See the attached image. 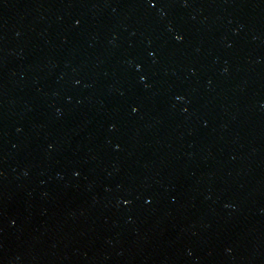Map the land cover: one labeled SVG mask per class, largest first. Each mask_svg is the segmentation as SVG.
<instances>
[{
  "label": "water",
  "instance_id": "obj_1",
  "mask_svg": "<svg viewBox=\"0 0 264 264\" xmlns=\"http://www.w3.org/2000/svg\"><path fill=\"white\" fill-rule=\"evenodd\" d=\"M0 264H264V0H0Z\"/></svg>",
  "mask_w": 264,
  "mask_h": 264
},
{
  "label": "snow or ice",
  "instance_id": "obj_2",
  "mask_svg": "<svg viewBox=\"0 0 264 264\" xmlns=\"http://www.w3.org/2000/svg\"><path fill=\"white\" fill-rule=\"evenodd\" d=\"M177 39H180V37H177ZM142 79H143V78H142ZM132 111H136V109H135V108H133V109H132Z\"/></svg>",
  "mask_w": 264,
  "mask_h": 264
}]
</instances>
